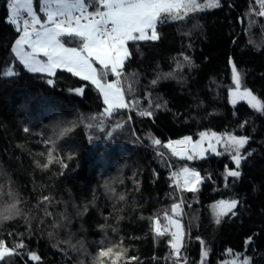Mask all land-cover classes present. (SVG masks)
I'll use <instances>...</instances> for the list:
<instances>
[{
  "label": "trees",
  "instance_id": "16d2710c",
  "mask_svg": "<svg viewBox=\"0 0 264 264\" xmlns=\"http://www.w3.org/2000/svg\"><path fill=\"white\" fill-rule=\"evenodd\" d=\"M219 3L166 20L157 41L128 43L121 81L129 108L109 117L90 82L63 69L31 73L15 59L19 33L0 0V212L15 206L0 240L25 245L0 264H176L171 236L156 235L153 222L169 229L164 214L181 197V264H230L229 250L264 264V113L233 105L229 93L234 62L242 87L264 99V17L256 0ZM10 68L17 74L6 76ZM203 132L249 138L239 177L225 180L235 164L222 150L187 161L163 147ZM185 166L203 178L197 192L173 185L171 174ZM232 199L235 215L216 224L212 204ZM102 247L113 249L109 257L99 256Z\"/></svg>",
  "mask_w": 264,
  "mask_h": 264
},
{
  "label": "snow or ice",
  "instance_id": "6c2138e0",
  "mask_svg": "<svg viewBox=\"0 0 264 264\" xmlns=\"http://www.w3.org/2000/svg\"><path fill=\"white\" fill-rule=\"evenodd\" d=\"M256 2L262 9L258 15L264 17V0ZM93 6L95 10L90 11ZM219 6V0H205L203 4L200 0H40L37 10L36 0H7V22L19 33L12 46V53L25 69L31 73H45L50 76H55L57 70L63 69L83 81L90 82L102 96L106 106L103 114L111 117L114 112L129 108L120 82L124 62L129 56L128 43L157 41L160 39L158 26L166 20H183L190 13ZM40 13L44 19H41ZM65 37L78 40L80 46H66L63 42ZM184 59L191 63L188 57ZM231 69L234 85L229 89L231 103L235 105L244 101L257 112L264 113V99L259 98L251 89L242 87V76L234 62ZM16 74L11 68L5 72L6 76ZM109 74L113 76L112 82L107 80ZM47 83L51 85L53 80L49 79ZM83 92V87L76 89L77 94ZM140 114L152 116L151 111ZM120 127L122 125H116L117 129ZM24 131L27 132L28 128ZM199 135L200 139L196 141L191 137H184L176 141L169 140L163 147L168 149L172 156L187 161L204 158L209 151L216 155L229 153L235 168L226 169L225 180L227 181L228 177H239L241 173L238 169L241 161L245 159L241 150L249 138L215 132H203ZM108 136H112L111 131ZM152 143L153 146L161 145L159 139H153ZM221 143L225 145L224 153L217 150V145ZM171 178L173 185L181 192H197L203 181L199 171L186 166L173 172ZM183 203L181 197L179 203L172 205L174 216H182ZM238 204L239 201L235 199L216 202L212 209L215 223L219 224L230 213L235 215L234 210ZM14 207L0 212V216L8 219ZM163 218L168 221L169 227L175 230L169 231L166 228L162 231L160 218L156 217L153 222L154 232L158 236H171L169 244L173 256L176 264H181L183 225L179 218L173 219L167 212ZM24 248L23 243L9 246L6 241L0 240V261L20 255ZM112 252L111 247H102L99 256L109 257ZM229 253L238 258L233 260L232 264H251V258L246 254L232 253L231 250ZM206 254L205 252L204 255ZM116 255L119 256L120 253ZM29 258L33 262L40 260L39 255L34 252L29 253Z\"/></svg>",
  "mask_w": 264,
  "mask_h": 264
},
{
  "label": "rangeland",
  "instance_id": "374dc122",
  "mask_svg": "<svg viewBox=\"0 0 264 264\" xmlns=\"http://www.w3.org/2000/svg\"><path fill=\"white\" fill-rule=\"evenodd\" d=\"M205 2V0H200V3H204ZM214 8V7H213ZM39 8H37V10H38ZM208 9H210V8H208ZM208 9H206V10H208ZM182 14V13H181ZM40 15H41V19H44V16H43V14L42 13H40ZM66 45V44H65ZM67 46V45H66ZM68 47H71V46H68ZM127 48H128V51H129V46L127 45ZM129 54H130V52H129ZM126 61V60H125ZM45 74V73H44ZM107 80L109 81V82H112L113 81V76L111 75V74H109L108 76H107ZM125 100H126V98H125ZM241 102V101H240ZM106 107V106H105ZM212 133V132H211ZM211 133H209V134H211ZM215 133H217V132H215ZM217 134H222V133H217ZM185 137H191V136H185ZM182 138H184V137H182ZM182 138H179V139H174V140H171V141H176V140H180V139H182ZM192 138V137H191ZM199 139H200V137H199ZM192 140L193 141H196V140H194L193 138H192ZM213 143H215V141H213ZM205 147H207V144L205 143ZM224 147H225V145L223 144V143H221V144H219V145H217V150L220 152L221 150L222 151H224ZM210 152V151H209ZM208 152V153H209ZM208 153H206V155L208 154ZM232 160V159H231ZM218 202V201H217ZM216 204V202L215 203H213L212 204V206H211V211H212V209H213V207H214V205ZM213 212V211H212ZM168 227H169V225H168ZM169 229H170V227H169ZM238 258L237 257H231V259H230V264H232V262H233V260H237Z\"/></svg>",
  "mask_w": 264,
  "mask_h": 264
},
{
  "label": "water",
  "instance_id": "95a60500",
  "mask_svg": "<svg viewBox=\"0 0 264 264\" xmlns=\"http://www.w3.org/2000/svg\"><path fill=\"white\" fill-rule=\"evenodd\" d=\"M104 108H105V107H104ZM104 108H103V109H104ZM171 217H172L173 219H177V218H178V217H176V216H174V215H172ZM179 219H180V218H179ZM180 220H181V219H180ZM167 223H168V221H167ZM181 224L183 225L182 220H181ZM168 225H169V224H168ZM170 230H171V231H174L175 229H174V228H170ZM183 245H184V239H183Z\"/></svg>",
  "mask_w": 264,
  "mask_h": 264
},
{
  "label": "built area",
  "instance_id": "2783aa9c",
  "mask_svg": "<svg viewBox=\"0 0 264 264\" xmlns=\"http://www.w3.org/2000/svg\"><path fill=\"white\" fill-rule=\"evenodd\" d=\"M89 10L90 11H94L95 10V6L91 7ZM120 82H121V86H122L121 76H120Z\"/></svg>",
  "mask_w": 264,
  "mask_h": 264
},
{
  "label": "clouds",
  "instance_id": "9594fccd",
  "mask_svg": "<svg viewBox=\"0 0 264 264\" xmlns=\"http://www.w3.org/2000/svg\"><path fill=\"white\" fill-rule=\"evenodd\" d=\"M5 220H7V219L0 217V223H3Z\"/></svg>",
  "mask_w": 264,
  "mask_h": 264
}]
</instances>
